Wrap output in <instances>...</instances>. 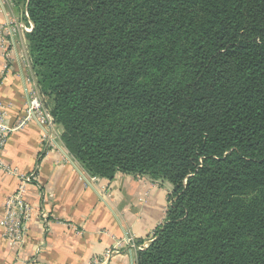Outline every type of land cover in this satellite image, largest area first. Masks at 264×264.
Listing matches in <instances>:
<instances>
[{
	"label": "trees",
	"instance_id": "1",
	"mask_svg": "<svg viewBox=\"0 0 264 264\" xmlns=\"http://www.w3.org/2000/svg\"><path fill=\"white\" fill-rule=\"evenodd\" d=\"M8 1L78 168L172 187L134 264H264V0Z\"/></svg>",
	"mask_w": 264,
	"mask_h": 264
},
{
	"label": "crops",
	"instance_id": "2",
	"mask_svg": "<svg viewBox=\"0 0 264 264\" xmlns=\"http://www.w3.org/2000/svg\"><path fill=\"white\" fill-rule=\"evenodd\" d=\"M3 22L0 11V27ZM16 41L19 48H28L25 35ZM4 64L0 45V103L8 107L13 123L23 114L25 97L19 64L10 62L5 73ZM55 131L60 133L61 128L56 126ZM3 159L23 173L36 169L41 196L31 186L26 200L43 209L49 222L45 226L33 217L19 250L6 243L0 227V264L28 260L33 264H87L102 258L126 234L138 242L149 239L164 222L172 191L169 183L117 174L112 182L97 179L94 188H87L61 152L41 153L40 131L34 124L10 135ZM16 185L15 178L0 174V219L4 202ZM128 249L121 245L107 264H131L136 254L129 255Z\"/></svg>",
	"mask_w": 264,
	"mask_h": 264
},
{
	"label": "built area",
	"instance_id": "3",
	"mask_svg": "<svg viewBox=\"0 0 264 264\" xmlns=\"http://www.w3.org/2000/svg\"><path fill=\"white\" fill-rule=\"evenodd\" d=\"M12 7L14 8L15 6L8 0H0V11L4 14V22L0 27V45L5 59L3 72H7L10 62L19 64L25 106L23 114L15 122L11 123L8 107L0 103V174H6L15 178L17 183L15 191L4 202L0 227L2 229V238L6 243L13 250H19L24 244L28 225L33 217L36 216L45 226L48 224L49 218L43 209L37 205H32L26 200L28 189L31 186L36 187L37 191H39V196H41L36 169L30 173H23L17 167L7 164L3 159L4 148L13 132L20 131L31 124L36 125L40 131L42 154H46L51 150L61 152L65 157V161L71 163L80 181L87 188H94L97 179L83 173L58 141L59 133L55 131L56 125L40 94L35 75L31 68L28 48H19L16 41L17 37L26 36V34L30 33L33 25L28 18L26 10L22 11L20 19H15L12 14ZM24 41L22 39V42ZM154 232L151 233L149 239L142 242L136 241L132 234H126L121 243L118 242L113 248L106 250L102 258H93L87 264H107L115 254L119 253L120 247L123 244L129 247V255H132V252L136 254L137 252L144 251L154 240ZM134 259L132 258L131 264H134ZM19 264L33 263L28 260L21 261Z\"/></svg>",
	"mask_w": 264,
	"mask_h": 264
},
{
	"label": "rangeland",
	"instance_id": "4",
	"mask_svg": "<svg viewBox=\"0 0 264 264\" xmlns=\"http://www.w3.org/2000/svg\"><path fill=\"white\" fill-rule=\"evenodd\" d=\"M12 9H13V12H12V14H13V17L15 18V19H20V15L22 14V9H18V8H13L12 7ZM22 37H23V35H22Z\"/></svg>",
	"mask_w": 264,
	"mask_h": 264
}]
</instances>
